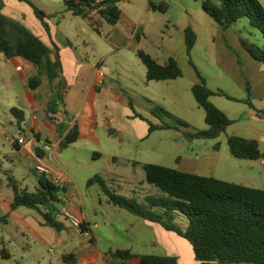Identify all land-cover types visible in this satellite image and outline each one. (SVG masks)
<instances>
[{"label": "crops", "instance_id": "1", "mask_svg": "<svg viewBox=\"0 0 264 264\" xmlns=\"http://www.w3.org/2000/svg\"><path fill=\"white\" fill-rule=\"evenodd\" d=\"M19 2L21 1L0 0V4H3L2 13L26 26L51 50L52 62L59 60L60 74L53 83L47 77H43L41 86L33 91L28 88L27 82L30 77L38 74V69L34 64L22 58H6L5 56L0 58V61L2 59L6 61L5 64L1 63L3 66L0 65V135L8 131L7 127L10 130L15 125L21 127L18 137H7L11 146L6 145L0 139V166L5 167L4 160H9L14 167H24V160L32 162L35 166L34 169L24 168L28 173L33 174V177L35 176V190L39 187V182L34 172L37 170L38 173H43L39 171V168L47 170L45 173L47 177L64 189V196L59 195L61 201L65 197L83 198L93 193H96L99 198L97 204L100 216L98 214L95 216L94 221L97 222H94V225L91 224L89 216L83 208L72 204L67 208L68 212L78 216L86 223L91 236L88 241L83 242L82 250H79V246L67 245L60 260L64 262V256L75 255L76 264H104L103 255L106 251L120 249L129 250L136 256H171L177 257L179 264H197L192 246L186 242V239L166 230L160 224L147 221L124 209L115 207L99 185L88 186V181L91 178L102 174L100 169L94 165L101 159L102 154L98 151L106 147L114 149L115 140H119L121 143L120 156L110 155V157L118 177L133 173L139 175L140 185H144L146 181L144 165L148 163H144L138 158V155L144 150L135 148L132 143H128L124 136L134 137L135 140L148 138L151 135L149 124L137 117L136 113L142 115L146 120L150 121V119L137 110L138 98L135 99L137 93L123 84L113 82V79L104 72V63L108 55L114 53L121 55L128 51L137 56V52L141 50L151 55L162 66L174 58L182 67L181 60L176 58V55L180 50L187 53L185 33L177 45L174 35L164 32V27H166L164 16L157 15L159 11L151 8V4L158 5L164 0H122L119 4L120 20L115 25L109 24L111 27L107 28L106 32L104 29L107 22L95 10L89 11L87 18H82L74 16L72 12L68 11L65 3L62 16L52 15L53 18L46 20L48 25L46 28L35 14V17H23L22 5ZM125 4L127 6L124 9L121 5ZM23 8L26 10L25 6ZM46 14L51 15L50 12H46ZM71 18H76L77 21L82 19L94 26L100 37L105 38L111 45L107 56L96 52L89 40L86 39L87 33L84 30L73 31L68 28L67 24L72 20ZM52 20L55 21L53 26ZM232 28L224 30L219 25L217 27L219 41L216 43V48L218 47L220 50V55H218L221 59L220 62L224 65L223 69L235 79L234 82L244 89L247 90L246 82H244L245 77L252 79L255 88L253 91L251 90V100L262 101L261 99H264V65L244 52L242 53L244 76L242 72H239L240 67L236 66L239 58L235 57L229 49L226 50L228 40L232 41L238 50H241L239 47L241 41L236 37ZM215 39L217 38H214V43ZM150 43H153V47L148 50ZM118 65L123 68L122 64ZM237 71L239 72L238 76ZM196 78L194 84L199 82L197 74ZM179 79L161 81L160 84L170 85L178 82ZM154 82H148V86L153 88ZM256 89L262 90L258 96L254 94ZM39 90L42 94L39 93ZM7 93H12L11 98H15V100L4 101ZM53 101L57 104L56 111L64 114L63 124H57L49 118L51 113L49 107ZM41 107L44 108V115L38 117L36 113ZM142 107L146 113L154 116L152 107L149 105H142ZM13 109L22 111L23 122L18 121L12 113ZM223 111L229 118L237 121L231 116L232 106H227V109ZM27 114L33 116L32 120L27 122L31 123V126L25 130L22 128V123H25ZM245 119L248 122L247 131L252 135L250 139L257 140L262 150L264 120L257 119L251 108ZM133 120L141 121L145 127L142 126L140 131L139 123L135 122L136 125H134ZM75 126L79 130L78 141L61 149V143ZM22 135L26 136L24 144L18 142ZM235 135L232 134V136ZM70 148H74L75 152L65 155L64 152ZM79 148L86 151L84 158L81 157ZM129 150L135 151L136 156L129 155ZM262 152L264 153L263 150ZM2 174L6 180L4 181L0 176V195H4L5 191L9 194L10 180L13 178L17 182V179L12 170L2 168ZM261 175L262 178L255 181L258 185L255 188L264 190V169ZM103 204L107 205L105 209L101 208L104 206ZM41 226L43 225L41 224ZM94 229L98 230V239L105 242V248L100 246L99 240L93 234ZM33 232L38 239L44 241L42 234ZM68 251L71 252L68 253ZM5 253L10 259L11 254L7 251ZM132 264H138V259H134Z\"/></svg>", "mask_w": 264, "mask_h": 264}, {"label": "rangeland", "instance_id": "2", "mask_svg": "<svg viewBox=\"0 0 264 264\" xmlns=\"http://www.w3.org/2000/svg\"><path fill=\"white\" fill-rule=\"evenodd\" d=\"M31 1L45 13L50 12L51 16L61 17L63 10H65V2L63 0ZM259 1L264 7V0ZM19 3L22 5L21 11L23 12V17H35L33 9L28 4L22 1ZM158 5L166 7L165 12L160 13L161 11H159L157 15L164 16L166 25L164 32L168 35H174L177 45L179 40L182 39L184 29L187 27H191L197 36L195 49L190 56L183 50L177 52L176 58L181 60L184 77L170 85L154 82L153 88L149 87L146 80V68L136 54L126 51L121 55L114 53L109 56L107 53L111 45L105 38L100 37L94 26L88 24L86 21L82 19L77 21L76 18H71L72 20L67 25L73 31L84 30L87 33L86 39L89 40L96 52L102 56L108 55L104 63V72L113 79V82L123 84V86L137 93V97H135V99L138 98V103H136L137 110L149 118L151 122L156 124H162V122L173 124V120L171 119L164 118L161 121L155 116L146 113L142 105H149L152 108L155 106L164 108L174 118L187 123L193 132L208 130V125L205 122V111L198 105L191 90L192 85L197 79L193 65L205 79L210 89L223 90L239 100L245 99L248 96L251 98V90H254L255 84L252 79L245 77V86L250 87L249 95L247 90L237 82H234L235 79L231 77L230 73L223 69L224 65L221 64L220 56H218L220 55V50H218V47L216 48V43L219 41L217 34L218 24L205 12L202 7V0H164V2ZM24 6L26 10H24ZM126 6V4L121 5L124 9ZM54 22L52 20V26L55 25ZM105 27L104 31L106 32V29L111 26L106 23ZM232 29L240 41L242 39L246 40L264 50V36L259 29L250 24L249 20L242 19ZM214 38H217L215 39V43ZM229 41L226 43V50L229 49L235 57L239 58L236 66L240 67L239 72H242L244 76L242 53L245 52L250 57L251 55L241 42L239 43L241 50H238L234 43ZM152 44L148 45V50H151ZM190 61L193 65L189 63ZM1 63L5 64L6 61L4 59L0 61V65L3 66ZM118 64H122L123 68ZM262 64L264 65V63ZM261 91L260 89H256L254 94L258 96ZM39 93L42 94L41 90H39ZM11 97L12 93H7L4 101L10 102L13 99L15 100V98ZM261 100L257 99L253 103L257 109L264 110V99ZM211 101L221 111L226 110L227 106H232L233 112L231 116L237 120L232 128L228 129L226 133L217 139L190 141L184 136V129L181 131H156L149 135L148 138L142 140H135L134 137L129 136H124V138H127L128 143H132L135 148L144 150L138 155L140 161L144 163L158 164L180 171L193 172L201 176H211L229 183L245 184L244 186L247 185V187L251 188L257 187L258 185L255 181L262 178L261 173L264 169V160L252 161L235 158L231 155L227 143L228 137L232 136V134L249 139L252 136L247 131L246 125H248V122L245 119L247 113L250 111L249 106L242 102L230 101L221 96L213 97ZM42 106L45 105L42 104ZM43 110L44 108H39L36 115L42 117L44 115ZM32 116V114H27L25 123H22L23 129H29L31 123L27 122H29L28 120H32ZM133 122L134 125L139 123L140 131L142 126L145 127V124L141 121L133 120ZM7 129L8 131L0 135V139L6 145L11 146L7 137H18L21 127L15 125L13 129L10 130L8 127ZM114 147V149L106 147L98 151L102 154L101 159L94 164L95 167L100 169L102 172L101 176L107 181L112 191H116L117 195L127 199L136 200L144 207L149 206L147 198H168L158 188L148 184L146 181L144 185H140L138 174L134 175L131 173L118 177L110 155L120 156L121 143L119 140H115ZM262 150L264 151V143H262ZM74 152L75 149L70 148L64 153L65 155H71ZM85 152L83 149L79 150L82 158L85 157ZM128 154L136 156V152L132 150H129ZM23 162L24 167L35 168L32 162L27 160ZM4 163L5 167L0 166V176L4 181L6 177L2 174V168L13 171L20 188L26 189L29 192L35 191V176L33 177V174L28 173L22 166L14 167L13 163H10L9 160H4ZM74 173L76 172L74 171ZM8 193L5 191L4 195H0V264H66L60 260L66 246L72 244L74 247L79 246V250H82L83 242L88 241L91 236L88 232L82 234L66 218L65 212L68 211L67 208L70 207V204L83 208L87 216H89L91 224L94 225V222H97L94 221L95 216L99 212L97 204L99 198L96 193L83 198L78 196H75L73 199L65 197L62 201L53 204L54 220L63 226L60 232L45 226L42 216L36 210L23 207L12 210L11 204L14 200L12 188ZM60 195L64 196L63 192ZM103 205L101 208L105 209L107 205ZM3 217H7V220L5 221ZM173 222L183 230L189 225L188 219L180 213H174ZM33 231L37 234H42L44 241L42 242L38 239ZM93 234L99 240L98 230L94 229ZM186 242L189 243L187 240ZM99 244L102 248L106 246L103 240H99ZM2 251L9 252L11 254L10 259H3L1 257ZM70 252L68 251V253Z\"/></svg>", "mask_w": 264, "mask_h": 264}, {"label": "trees", "instance_id": "3", "mask_svg": "<svg viewBox=\"0 0 264 264\" xmlns=\"http://www.w3.org/2000/svg\"><path fill=\"white\" fill-rule=\"evenodd\" d=\"M19 1L28 4L36 18L48 28L46 20L53 16L40 10L31 0ZM121 1L103 0L96 6L90 0H73L65 3L67 10L74 16L87 18L89 11L99 9L101 17L108 24L115 25L121 17L119 7ZM202 7L224 30L232 28L242 19H247L264 36V7L259 0H202ZM2 8L3 4H0V58L2 56L22 58L34 64L38 74L30 77L27 82L28 88L33 91L41 86L43 77H47L53 83L60 74L59 60L52 62L51 50L26 26L6 17L2 13ZM151 8L161 12L166 11L164 5L151 4ZM184 33L187 54L190 56L196 45L197 36L191 27H187ZM241 42L255 60L264 63L262 48L243 39ZM137 56L146 67L148 82L177 80L184 77L182 68L174 58L162 66L144 51L139 50ZM193 67L199 82L193 85L192 93L198 105L205 111L208 130L193 132L187 123L174 118L164 108L155 106L152 114L161 121L164 118L171 119L173 124L162 122L156 125L136 113L137 117L148 122L150 134L156 131L184 129L183 134L190 141L219 138L235 124V121L212 103L211 98L214 96L242 102L253 110L257 119L264 120V110L257 109L250 96L239 100L223 90L210 89L196 67L194 65ZM247 92L250 93L249 86ZM56 107L57 104L53 101L49 112H55ZM12 113L19 122H23L22 111L13 109ZM78 138L79 130L75 126L61 143V149L76 143ZM227 143L231 155L235 158L252 161L264 158L257 140L230 136ZM144 170L146 182L167 195V199L147 198L149 206L144 207L136 200L117 195L108 188L101 176L91 178L88 186L99 185L115 207L160 224L166 230L186 239L192 246L197 264H264V190L158 164H145ZM34 174L38 178L39 187L33 192L20 188L13 178L10 180L14 192L11 208L17 210L23 207L36 210L42 216L45 226L60 232L63 226L54 220L52 207L54 203L61 201L59 195L64 189L53 183L45 173H38L36 170ZM174 213H180L188 219L189 225L185 230L173 222ZM3 218L7 220V217ZM81 227L82 233L89 232L85 222ZM1 257L9 259L5 251L1 252ZM103 259L104 264H132L134 259H138V264H179L177 257L136 256L129 250L120 249L106 251ZM63 261L67 264L77 263L75 255L64 256Z\"/></svg>", "mask_w": 264, "mask_h": 264}, {"label": "built area", "instance_id": "4", "mask_svg": "<svg viewBox=\"0 0 264 264\" xmlns=\"http://www.w3.org/2000/svg\"><path fill=\"white\" fill-rule=\"evenodd\" d=\"M64 2H69V1H73V0H63ZM93 5H99L103 2V0H90ZM95 12L99 13V9H94ZM49 118L57 123V124H63V122L65 121V117H64V114L62 112H58V111H55V112H51L49 114ZM26 141V136L25 135H22V137L19 139V143L20 144H24ZM47 149H50L49 147H47ZM39 171L43 172V173H47V170L43 169V168H39ZM65 216L66 218L70 221L71 225L78 229L81 233H82V227L81 225L83 224V221L81 218H79L78 216L66 211L65 212Z\"/></svg>", "mask_w": 264, "mask_h": 264}]
</instances>
